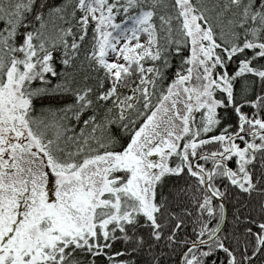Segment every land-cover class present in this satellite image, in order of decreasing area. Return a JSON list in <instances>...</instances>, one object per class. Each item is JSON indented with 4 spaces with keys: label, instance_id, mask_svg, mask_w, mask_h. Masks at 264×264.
I'll list each match as a JSON object with an SVG mask.
<instances>
[{
    "label": "snow or ice",
    "instance_id": "6c2138e0",
    "mask_svg": "<svg viewBox=\"0 0 264 264\" xmlns=\"http://www.w3.org/2000/svg\"><path fill=\"white\" fill-rule=\"evenodd\" d=\"M0 264H264V0H0Z\"/></svg>",
    "mask_w": 264,
    "mask_h": 264
}]
</instances>
